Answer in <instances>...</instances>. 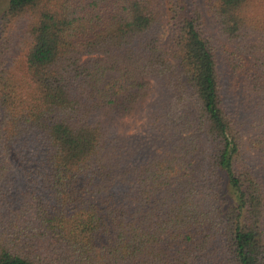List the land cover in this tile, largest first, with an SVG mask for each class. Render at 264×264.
Segmentation results:
<instances>
[{"label":"trees","instance_id":"1","mask_svg":"<svg viewBox=\"0 0 264 264\" xmlns=\"http://www.w3.org/2000/svg\"><path fill=\"white\" fill-rule=\"evenodd\" d=\"M7 1L0 264H264V0Z\"/></svg>","mask_w":264,"mask_h":264},{"label":"rangeland","instance_id":"2","mask_svg":"<svg viewBox=\"0 0 264 264\" xmlns=\"http://www.w3.org/2000/svg\"><path fill=\"white\" fill-rule=\"evenodd\" d=\"M201 5H202V9L205 15V22L206 25L208 27V29L215 35H217V28L216 25L214 24V22L212 21L211 17L208 14V10L206 8L205 5V0H199ZM8 10V1L7 0H3L0 1V42L2 41L3 35H2V31H1V24L2 21L4 19V16L6 14ZM14 31L11 32V34ZM17 54H21V52L16 49L15 50ZM157 97L156 99L158 100L159 98V93L156 92V88H154L153 90V95L152 97L147 100V103L149 101L148 104H150V102H153L154 98ZM156 100V101H157ZM145 106H141L139 108L138 111H136L132 116L127 117V118H123L120 121H118L117 123V127L119 129V131L128 139H131L130 141H133L137 138L139 139H143L144 137L146 138L147 136H149L151 134L150 132V128L148 127V122H149V114L150 111L152 110L151 108H149V106L147 105ZM122 126H127L128 130L125 131ZM258 127L253 128L250 132L246 133L245 130V141L246 143L248 142L249 139L254 138V136L256 135V131ZM261 130L264 131V127H261ZM246 148L249 149L248 146H246ZM252 150V149H251ZM253 154V152H251Z\"/></svg>","mask_w":264,"mask_h":264}]
</instances>
